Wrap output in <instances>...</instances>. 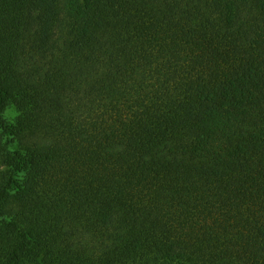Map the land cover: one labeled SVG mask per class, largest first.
Segmentation results:
<instances>
[{
	"label": "trees",
	"instance_id": "1",
	"mask_svg": "<svg viewBox=\"0 0 264 264\" xmlns=\"http://www.w3.org/2000/svg\"><path fill=\"white\" fill-rule=\"evenodd\" d=\"M0 264H264V0H0Z\"/></svg>",
	"mask_w": 264,
	"mask_h": 264
},
{
	"label": "rangeland",
	"instance_id": "2",
	"mask_svg": "<svg viewBox=\"0 0 264 264\" xmlns=\"http://www.w3.org/2000/svg\"><path fill=\"white\" fill-rule=\"evenodd\" d=\"M17 112L15 108L8 107L4 112V118H7V120H12L16 116Z\"/></svg>",
	"mask_w": 264,
	"mask_h": 264
}]
</instances>
